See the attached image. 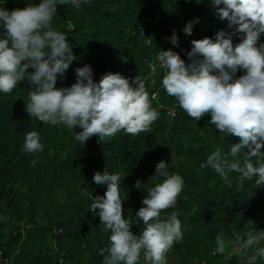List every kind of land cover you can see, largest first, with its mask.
I'll return each instance as SVG.
<instances>
[{
  "label": "trees",
  "instance_id": "trees-1",
  "mask_svg": "<svg viewBox=\"0 0 264 264\" xmlns=\"http://www.w3.org/2000/svg\"><path fill=\"white\" fill-rule=\"evenodd\" d=\"M27 6V0H7L4 5L8 10ZM196 18L200 22L193 34L186 35L183 28ZM68 20L76 27L66 30V39L77 59L64 77L58 75L57 88L71 87L76 82L75 69L85 65L93 68L97 82L107 72L130 79L141 75L149 78L150 97L156 96L151 103L159 116L150 131L138 135L121 131L101 141L93 135L84 144L74 139L82 131L79 127L69 130L31 118L26 101L33 89L26 80L9 94L0 93L3 258L13 259V264H102L100 249L109 246L110 234L102 231L100 217L90 212V206L93 197L105 194L106 185H97L94 175L106 169L121 174L127 219L144 207L142 201L148 195L147 188L136 187L137 181L150 186L161 182L154 176L156 165L164 161L171 173L184 178L176 208L162 213L177 211L184 233L168 252V264H246L231 250L237 236L264 231V185L256 188L253 181H245L244 190L237 191L236 173H229V187L213 170L200 169L216 146L227 151L240 138L221 140L215 126L208 123L210 116L196 122L180 107L174 117L170 115L177 102L162 87L164 70L152 74L149 68L157 62L171 25L178 27L179 37V46L171 44L172 48L190 62L191 41L214 38L220 30L232 31L228 22L215 15L210 0H90L79 9L59 5L53 27L64 30ZM243 74L241 70L237 75ZM33 130L40 133L44 149L28 154L22 146L26 133ZM143 229L141 220L131 230L140 235ZM221 233L229 242L228 251L212 255Z\"/></svg>",
  "mask_w": 264,
  "mask_h": 264
},
{
  "label": "clouds",
  "instance_id": "clouds-1",
  "mask_svg": "<svg viewBox=\"0 0 264 264\" xmlns=\"http://www.w3.org/2000/svg\"><path fill=\"white\" fill-rule=\"evenodd\" d=\"M6 3L0 0V93L9 94L26 80L33 89L26 101L31 118L69 130L79 127L82 131L74 139L84 144L93 135L101 141L121 131L131 135L150 131L159 112L151 103L156 96L150 97L148 77L130 79L107 72L97 82L93 68L85 65L75 69L76 82L71 87L56 86L58 75L64 77L77 59L66 39V30L75 25L68 20L64 30L53 27L58 6L79 9L90 0H39L38 4L27 0V7L14 10L5 8ZM210 4L232 31L220 30L214 38L191 41L190 62L172 49L161 50L156 59L164 70L162 87L196 122L210 116L208 123L215 126L221 140L240 138L227 151L216 146L200 169L213 170L229 187V173H236L237 191L244 190L245 181H253L257 188L264 185V43L258 45L264 34V0H210ZM199 22V18L188 22L183 32L192 35ZM234 37L240 39L235 45ZM170 43L179 46L176 32ZM149 68L157 73V63H150ZM241 70L244 74L238 76ZM169 114L174 115V109ZM41 141L38 131L26 133L22 151L42 152ZM168 166L164 161L156 165L154 178L159 183L150 186L137 181L136 187L147 188L148 195L142 201L144 207L127 219L121 174L106 169L94 175L97 185H106L105 194L93 197L90 206V212L100 217L102 231L110 234L109 246L100 249L102 264H168V252L184 235L177 211L162 214L176 208L184 187V178L171 173ZM141 220L144 229L136 235L131 229ZM228 244L223 233L217 235L212 255L225 254ZM232 254L246 264L264 261V231L237 236Z\"/></svg>",
  "mask_w": 264,
  "mask_h": 264
},
{
  "label": "built area",
  "instance_id": "built-area-1",
  "mask_svg": "<svg viewBox=\"0 0 264 264\" xmlns=\"http://www.w3.org/2000/svg\"><path fill=\"white\" fill-rule=\"evenodd\" d=\"M177 31H178V27L176 25H171L170 26L169 34H168L167 38L163 40L162 46H161V50L167 51L169 49H172V50L178 52L177 49H175L174 47L172 48L171 43H170V38L173 35V32H177ZM239 42H240V39L238 37H234V39H233L234 45L239 43ZM150 43H151V41L148 40L147 44L150 45ZM259 43H264V34L261 35ZM156 63H157V69H161V68H159V62L157 61ZM177 107H178V105L175 104V106L171 109V111L174 109V115H172L173 117L175 116ZM0 261L2 263H4V264H13V259H5V258H3V253L2 252H0ZM21 264H25V263H21Z\"/></svg>",
  "mask_w": 264,
  "mask_h": 264
},
{
  "label": "rangeland",
  "instance_id": "rangeland-1",
  "mask_svg": "<svg viewBox=\"0 0 264 264\" xmlns=\"http://www.w3.org/2000/svg\"><path fill=\"white\" fill-rule=\"evenodd\" d=\"M234 245H235V244H233L232 249H233ZM231 253H232V250H231Z\"/></svg>",
  "mask_w": 264,
  "mask_h": 264
}]
</instances>
